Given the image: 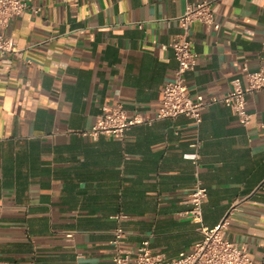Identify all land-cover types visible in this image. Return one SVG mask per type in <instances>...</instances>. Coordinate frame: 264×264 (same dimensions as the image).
<instances>
[{
    "label": "crops",
    "instance_id": "crops-1",
    "mask_svg": "<svg viewBox=\"0 0 264 264\" xmlns=\"http://www.w3.org/2000/svg\"><path fill=\"white\" fill-rule=\"evenodd\" d=\"M211 1L218 30L191 25V96H222L243 66L264 67V0H26L4 30L19 54L0 64V264H112L144 240L165 261L191 252L234 207L224 236L264 264V90L248 125L215 104L202 122L154 119L177 62L174 20ZM104 104L154 119L123 139L79 135ZM195 164L185 152L196 149ZM202 223L187 215L197 180Z\"/></svg>",
    "mask_w": 264,
    "mask_h": 264
},
{
    "label": "built area",
    "instance_id": "built-area-1",
    "mask_svg": "<svg viewBox=\"0 0 264 264\" xmlns=\"http://www.w3.org/2000/svg\"><path fill=\"white\" fill-rule=\"evenodd\" d=\"M27 8L26 0H0V64L9 54L20 53L13 38L6 36L4 30ZM174 20L180 28V33L161 48L172 51L177 66L162 88L160 105L154 119H175L184 116L195 126H199L206 109L215 104H222L235 112L240 124L248 125L252 120V114L247 107V96L264 90V67L250 70L247 65H244L246 84L244 85L240 78H234L230 82L229 90L222 96L205 97L203 94L191 96L188 92L186 74L196 68L199 60V54L192 47L191 25L198 22L208 30H218L220 23L211 1L188 4L183 14ZM154 119L146 118L139 112L129 115L121 104L116 106L104 104L96 121L88 129L77 133L91 140H97L100 136L123 139L133 126L150 124ZM193 146L196 149L183 153L182 157L196 164L199 160L198 144ZM206 198V188L198 179L189 195L190 209L187 212L196 224L202 223V209ZM233 211L234 207H231L223 220L215 227L211 229L201 227L202 239L195 244L193 250L181 253L171 261H165L161 255L153 253L149 240H144L136 255L133 258L130 257L119 248L123 231L117 229L113 240L115 254L112 264H254L245 252L223 234Z\"/></svg>",
    "mask_w": 264,
    "mask_h": 264
}]
</instances>
